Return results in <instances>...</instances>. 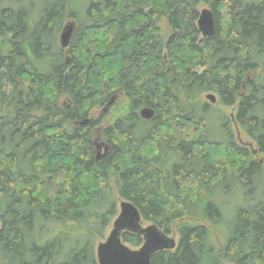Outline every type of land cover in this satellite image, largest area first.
Here are the masks:
<instances>
[{"label":"trees","instance_id":"1","mask_svg":"<svg viewBox=\"0 0 264 264\" xmlns=\"http://www.w3.org/2000/svg\"><path fill=\"white\" fill-rule=\"evenodd\" d=\"M200 5L212 36L197 28ZM205 92L234 108L225 137L210 134ZM119 94L97 157L100 118L79 122ZM263 153L264 0H0V264H98L121 199L177 236L151 264H264Z\"/></svg>","mask_w":264,"mask_h":264},{"label":"water","instance_id":"2","mask_svg":"<svg viewBox=\"0 0 264 264\" xmlns=\"http://www.w3.org/2000/svg\"><path fill=\"white\" fill-rule=\"evenodd\" d=\"M196 25L202 37L214 34L215 22L213 14L208 7H203L200 10ZM74 27V22H67L63 26L59 35L60 46L63 49L67 47ZM206 98L211 102L214 101L212 94H207ZM114 99L115 97H111L101 111H105ZM139 116L149 120L153 116V109L143 107L139 110ZM87 122L88 118H85L79 124H86ZM123 231L140 234L143 239L141 245L137 248H132L123 243L121 240ZM175 244V238L166 235L155 224L150 223L143 226L138 209L130 201L121 199L118 212L111 222L108 234L103 240L97 242L95 246V255L98 264H151V257L155 252L172 249Z\"/></svg>","mask_w":264,"mask_h":264},{"label":"rangeland","instance_id":"3","mask_svg":"<svg viewBox=\"0 0 264 264\" xmlns=\"http://www.w3.org/2000/svg\"><path fill=\"white\" fill-rule=\"evenodd\" d=\"M206 7L205 5H200L198 7V11L200 12V10ZM74 10H76L77 12L82 14V8H77V7H73ZM158 24L161 30V35L163 37V39L165 40L168 35H169V28H168V24L167 21L165 19V17L161 16L158 17ZM68 21H74V18H65L63 21V24L61 25V27L59 28L58 32H57V36L53 35V37H55V39H57V41L59 42V35L61 33V30L63 28V26L66 24V22ZM201 35V33H200ZM202 36V35H201ZM71 40V39H70ZM198 71H201V68L198 67L197 68ZM207 94H212L214 96V101L211 102L208 98H206ZM115 102L113 105H110L109 108H107L105 111H101L103 106H95L91 109V112L88 114L87 118H91V119H98L100 118V122L99 124L95 127L97 136L95 139V153L101 155L102 153L107 152L110 148L108 146V144L101 139V136L99 134H101L103 128L108 125L110 123V121L112 120V118L114 116H116L117 114H119L120 112H122L125 108V105L127 103L126 98L124 97V95L119 94L118 97H115ZM200 101H207L211 106H212V110L209 112L208 116H207V120H209V131L210 134L213 136V139H219L218 137H221V135H223L225 137V132L226 130L224 129V127H222L223 124V120H222V115L224 116V113L228 116H230L232 114V112L234 111V108L232 107H224L221 105V103L219 102V100L217 99V96L212 93V92H205L202 93L199 97ZM229 126L230 129L233 131V134L236 138V141L239 144H243V145H252L253 147V143L251 142L250 138L242 131L241 128H239L234 121H232V118L229 117ZM82 125V124H79ZM215 137V138H214ZM263 154H259L256 157L259 159L261 158ZM263 164H264V160H263ZM111 187L114 189V183L111 181L110 182ZM229 202H231V200H229ZM119 204V200L117 201V206ZM119 208V207H118ZM150 224V223H143V226ZM111 228V224L107 227V229H105L104 234L105 236L108 234L109 230ZM220 228H214L213 230V237L215 238L216 242L218 244H220L221 240H222V234H221V229ZM175 240L177 239L176 234L172 235Z\"/></svg>","mask_w":264,"mask_h":264},{"label":"bare ground","instance_id":"4","mask_svg":"<svg viewBox=\"0 0 264 264\" xmlns=\"http://www.w3.org/2000/svg\"><path fill=\"white\" fill-rule=\"evenodd\" d=\"M68 22H73V21H68ZM67 23V22H66ZM75 28V27H74ZM74 31V30H73ZM73 34V33H72ZM72 37V36H71ZM60 42V40H59ZM68 47V46H67ZM151 119V118H150ZM120 201V200H119ZM118 207H119V204H118ZM176 245V244H175ZM175 247V246H174ZM173 249V248H172Z\"/></svg>","mask_w":264,"mask_h":264},{"label":"flooded vegetation","instance_id":"5","mask_svg":"<svg viewBox=\"0 0 264 264\" xmlns=\"http://www.w3.org/2000/svg\"><path fill=\"white\" fill-rule=\"evenodd\" d=\"M109 107V106H108ZM143 119V118H142ZM145 120V119H144ZM99 154H97V156H98Z\"/></svg>","mask_w":264,"mask_h":264}]
</instances>
